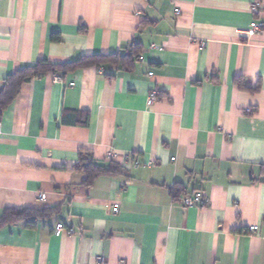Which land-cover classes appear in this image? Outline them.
<instances>
[{
    "label": "crops",
    "instance_id": "obj_1",
    "mask_svg": "<svg viewBox=\"0 0 264 264\" xmlns=\"http://www.w3.org/2000/svg\"><path fill=\"white\" fill-rule=\"evenodd\" d=\"M133 45L131 69L32 78L2 113L0 217L57 213L0 228V264H264V0H0V89ZM81 157L120 172L85 187Z\"/></svg>",
    "mask_w": 264,
    "mask_h": 264
},
{
    "label": "trees",
    "instance_id": "obj_2",
    "mask_svg": "<svg viewBox=\"0 0 264 264\" xmlns=\"http://www.w3.org/2000/svg\"><path fill=\"white\" fill-rule=\"evenodd\" d=\"M137 45H133L124 55H97L92 57H83L76 61H68L65 63H49L46 61H40L33 67H26L17 70L14 74L8 76L3 87L0 89V118L6 108L13 102L18 96L20 88L23 84L28 83L32 78H38L47 73L60 74L61 76L67 73L74 72L78 69L95 67L99 68L105 63H114L119 65L122 69H131L133 59H135L138 50ZM234 85L240 91H245L251 94L259 92V81L255 88H248L244 83L243 77H237L234 79ZM88 122V115L83 117V121L80 123L82 126H86ZM76 171L81 172L84 175L83 186L91 187L94 181L100 176H113L120 172V169L113 162H110L108 167L95 164L90 158H80L77 166L74 167ZM180 189L175 187L173 190V197L176 198ZM57 213V209H46L43 211H35L32 209L24 210H5L0 217V228L8 225L22 223L27 227H33L37 220H42Z\"/></svg>",
    "mask_w": 264,
    "mask_h": 264
},
{
    "label": "built area",
    "instance_id": "obj_3",
    "mask_svg": "<svg viewBox=\"0 0 264 264\" xmlns=\"http://www.w3.org/2000/svg\"><path fill=\"white\" fill-rule=\"evenodd\" d=\"M261 28H262V25L260 23L251 22L248 26V29H246V31L244 32V34H245L247 39H251L258 32H260ZM149 75H151V73ZM155 99H156V92L152 91L148 96V102L152 103L155 101ZM114 158H115V155H113V154L107 155V160H109V161L114 160ZM44 198H45V195L40 194L39 199L43 200ZM205 202H206V200L204 198V195L200 191H196V192L192 193L191 195H185V196L179 198V203L185 208H192V207H198V208L200 207L201 208L204 206ZM263 226H264V224H263ZM255 231H257V227H251L250 229H248L249 233L255 232ZM62 233H65L68 236H71L73 234V230L64 227L63 224H61V223H57L55 225V228H54V234L56 236H59ZM98 264H104V259H102V258L98 259Z\"/></svg>",
    "mask_w": 264,
    "mask_h": 264
}]
</instances>
